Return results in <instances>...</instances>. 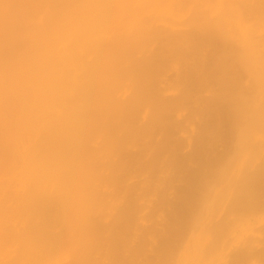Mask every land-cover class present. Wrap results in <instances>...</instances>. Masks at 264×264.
Returning a JSON list of instances; mask_svg holds the SVG:
<instances>
[{"label":"bare ground","instance_id":"bare-ground-1","mask_svg":"<svg viewBox=\"0 0 264 264\" xmlns=\"http://www.w3.org/2000/svg\"><path fill=\"white\" fill-rule=\"evenodd\" d=\"M111 1L112 0H8L6 13L23 12L25 15L27 14L30 19L27 20L29 23H24L26 28L23 27L22 29H24V31L21 33H18V30L15 28L16 20L10 18L6 21L4 15L0 14V45H2L5 55L7 56L6 58L3 54V58L5 59H0V148L3 147L1 151H4L3 154L2 152L0 153V156L4 155V157H0V168L1 166L4 167L1 169L5 171L10 169L9 157L11 154L9 152L11 148H8V146L11 144L9 141L13 138L12 136V138H10L11 134L16 136L13 139L17 138L18 143H20V138L24 140V136L25 138L27 136L31 137L30 146L28 149L24 150V152L22 150L19 156L21 155V157L25 158L27 154L31 153L32 158H36L37 155L43 154L42 151L46 148L47 150L44 152L47 151L46 153H48L52 147L49 152L52 154L49 155L48 153L47 157L45 153L42 157L45 158L46 156L48 159L51 156L52 159V156H55L52 160L56 161L57 164L55 162L54 164L58 166V170H63V173H60L61 176L58 170L57 175H55L56 172H54L55 174H51V179L49 171L52 169V166H49L50 164L48 163L47 165L50 168L46 167V162L50 159L46 161L45 158V160L42 161V165L37 166L40 169L38 172L40 176L39 184L42 182V178H44L46 180V183L43 181L45 183L44 190H47L48 186L46 185H49L51 188L50 191L47 193L41 191L38 196H35L33 190L27 194L25 193L27 196H23L24 198L21 197V200L17 194L14 195L15 193L12 192L8 181L5 182L4 178L1 179L0 264H61L58 255L61 253V250L64 251L65 248L66 253L68 256L71 255V257L70 261L66 259L68 263L63 260L62 264H102L100 263V259L95 258L97 254L106 257L108 260L110 259L109 261L112 262L111 264L133 263L131 261H133L134 258L129 261V259H127L128 256H124L126 252L122 251V249L126 250L125 247H127L126 245L128 242V240L124 241L125 238L122 239V234L131 229L129 226L131 219L136 221L134 217L136 216L135 213L138 212L135 210L137 208L134 202L138 200L136 196L134 197V191H137L136 188L140 185L141 181L137 180L136 183L133 180L147 174L149 175L145 176L147 178H149L151 174L152 176L155 175L153 170L151 173L150 169L157 168V166L159 168L160 164L162 166L165 160L175 167L177 163H179L177 160L180 159L179 157L182 154H177L176 151H179L181 147L178 148L177 144V147H175L178 148V150L173 147L172 143L174 142L172 139L175 136H172L173 138L171 139L169 134H171V130L174 132V129L179 127L174 126L176 122L174 121L173 124L171 120H173V113L177 110L176 107H180L177 106L179 102L183 103L188 100V95H185L186 92L184 95L182 94L183 96H181L179 102L176 101L177 99L175 102L160 101L161 103L159 102L160 104L158 105L157 112L154 107L153 113H150L151 117L148 113H145V115L142 114V110L144 109L142 103L145 100V96L148 94L152 96L154 93L156 89L154 77L158 71H161V65L153 61L154 58H156V56L153 57V53L157 55L154 51L159 49V47L161 48V46L158 45H165L164 47L166 48L168 44L170 45L173 43L171 45L173 47L174 43L178 40L175 36H179L177 35L179 31L178 33L176 31L177 34H175L174 37L171 36L172 38H177V40L171 39V37L168 36L169 34H167V32L170 33L171 31H168L166 28L161 29V31L163 35L166 34L167 36H159V30H152L149 28L147 21L140 20L138 30L144 33L141 35L137 33L132 39L121 40L118 34H112V36L102 38L103 40L92 36L90 37V31L92 30L91 26L93 24L94 26H99V23L101 24L103 22V18L108 21L111 20L109 22L110 25L113 24L119 28L120 26L115 24L112 19L121 20L127 15V9L138 2V0H134L135 2L131 5V1L127 2V0ZM262 2L264 4V0H262ZM138 5L140 6V2ZM254 8L256 9V7ZM111 9L113 10L111 11ZM262 9H264V7H262ZM115 10H117V12H115ZM259 10H261V8ZM259 10L256 12L260 15L261 12H259ZM4 11V8L0 9V12ZM221 11L227 10H220L219 12L221 13ZM203 13L206 15V12ZM231 14L232 8H230V15ZM200 15L202 17L200 16L197 19L198 21L195 20L194 22L197 23L195 27H197V30L199 29L201 31L198 30L200 34L203 33V35L201 34L202 36L205 35V31H209L208 34H206L208 36H206V38L200 37L201 35L198 36V31L196 30L195 37L192 35V37L189 36L187 38V36L191 34V31L187 30L190 34L186 32L184 37L182 34L185 30H183V33H181V30L180 35L182 36H179V38H183L179 39L180 41H178L177 45L175 44L176 46H180L178 48L175 46L178 51L177 55L173 53V57L176 55L178 58H181H179L180 60L184 61V58H188V56L193 59L195 56L196 59L194 62L196 63H194V69L190 70L191 72L189 74L193 76L192 80H198L195 82V84L198 83L196 84L198 86L194 87L195 89L207 91L211 86V91L213 89L212 85L215 83V86L218 85L215 91L219 88L220 90L215 93L213 99L211 98L212 102L211 100V103L208 102L214 106L212 110L209 109L211 111L210 113L207 111V116L209 115L212 119L210 122L211 124L206 125V127L204 126L205 124L203 125L205 128L201 131L203 133H201L200 136L198 135L197 141L195 140L197 143L195 147L197 148L193 150L195 151L193 155L183 156L184 158L186 157L184 159L185 161H191V163L194 161L198 165V168L192 171V176H190V180L187 182L188 185H186L188 187L182 189L181 195L178 196L180 198H178L177 202L175 201L176 204L174 202L176 209L174 207L175 214L172 212L175 216L174 219L173 217L171 218L173 219V224L168 223L170 226L166 227L168 229L164 232H161L163 234L161 237L159 236L161 233L158 234L159 231L157 232V236L162 239L158 242L157 246L159 243L160 245L156 247L157 249L155 248L156 251L154 249L156 252L155 257L153 256L154 259L153 257L146 261L142 259L143 262L140 264H248L250 263L249 261L253 260V257L259 258L258 256H262L261 259H264V246L261 245L264 243V239L262 241V239L259 240L243 236L245 234L244 225H249L248 221L252 219L251 217L257 212L258 214L262 213L260 211L264 210V148L258 150L259 147L256 149L253 147L258 141L257 135H264V39L262 41H255L251 39L252 35L249 33L250 36H248V38L235 40L234 43L228 40L226 44L223 42V45L217 33V31L220 32L219 23L214 20V23L209 24L205 19L206 17L202 14ZM217 15L223 19V22L228 20L227 16L224 14L222 15H224L225 18H223L222 15ZM37 17V22L31 23V20ZM165 31L167 32L165 33ZM117 32L119 33V31ZM172 33H170V35ZM157 36L161 39L160 41L158 38L160 44H158L159 41L156 39L157 45L156 43L153 45L151 42L154 40L152 39H155ZM164 38L169 39L166 40ZM249 38L251 41L248 40ZM189 39L195 41V44L192 43L194 44L192 47L194 54L189 52L190 49L188 50L191 46H186ZM161 42H163V44ZM229 42L230 44H227ZM76 45L79 47H76ZM152 45L153 47L155 45L158 46L156 50L153 49L154 51L150 52L152 53L151 57L153 60L152 58L149 59L150 57L148 56L149 60L145 57V62L142 59H135L136 53L140 54L143 49L145 50ZM170 47L168 48L170 49ZM207 47L208 50H210L209 48L211 47L216 49L217 51L213 50L214 52L216 51V53H208V55L205 54L204 56L203 51H206L204 48L207 49ZM165 48L164 52L167 51ZM222 49L223 51H221ZM93 51H96L98 54L95 53V58L91 59L92 61L90 59L88 60L87 57ZM146 51L148 52L149 49ZM161 51L163 50L161 49ZM187 52L193 54V56L188 55ZM168 53L171 55L170 52ZM141 55V57H143L142 53ZM160 56L162 58V54ZM208 56L210 57V61L208 60ZM211 56L214 57L212 60ZM161 58L159 57L157 59L159 60ZM207 60L209 61L208 65L206 63ZM173 61L175 60H172V62ZM187 61L189 60H186V62ZM156 62L159 63L161 60ZM162 62L165 63L164 61ZM168 62H171V60ZM94 74L96 76L91 77V75ZM112 74L113 76H119V78L126 77L127 79L128 77V80H130L129 75L132 74L133 78H131L129 82L132 84L131 87L134 93L130 95L124 94L122 96L123 98H120L121 96L115 98L114 94L117 92L113 93L114 91H106V94L101 93V95H99L97 91L101 90H94L96 85H98L96 77H107ZM116 76L114 77L117 78ZM171 77H173V75ZM243 77H245L244 79L248 77L251 82L248 84L251 85L244 86ZM119 78L117 79L120 81L121 79ZM83 79H86L83 83L85 85L82 84L84 81ZM104 79L106 78L104 77ZM183 79H185V77ZM193 82L191 81L190 83L192 84ZM185 83L183 86L188 87ZM81 85L86 87L84 88ZM253 87L254 89L256 88V91L253 90ZM248 88L253 91H246ZM191 89L189 90L192 91L193 89ZM81 90L84 91V93L87 91H94L93 95H90L91 97L86 96L89 98V101L91 100V103H94L93 107L88 106V111L84 112L83 115L81 114V116L76 117L73 123L74 127H80V129L86 127L88 129L92 126L94 128V126H98L96 124H99L97 121H102V124L108 128L106 132L108 138L105 140L101 138L100 141H98V137V142H95L93 137L87 138V144L95 142L96 145H92L93 148L90 147V144L86 146L90 149L86 148L87 151L85 150V158L87 161L83 159L87 163L85 162L86 171L83 175H80L79 171H77L79 164L76 155L78 143L76 142L79 141V139L74 140L72 136L75 134H70L71 130L68 129L63 131L64 134L63 132L61 134V131L52 129V131L50 130L52 137H50L51 135L48 128L51 122H47L43 105L39 102L40 98L44 96H41V94H43L42 91H45L44 93L47 92V94L49 93V97H52V94L58 91L61 93V91ZM36 91H38V94H36ZM1 92L4 93L2 94ZM34 93L40 96L36 98L39 100V105L36 103L37 100L33 98ZM134 96H136V98ZM49 97L47 100L49 99L50 101L51 97ZM147 102H149V100ZM151 103L154 104V102ZM209 104L207 106H209ZM219 104H222V110L218 108V106L220 107ZM147 118L149 119L147 120ZM173 126L175 127L174 129H172ZM50 127L53 128L52 126ZM68 128L70 129V127ZM86 128H84V130ZM56 131L60 133L58 134ZM55 134L57 135L55 136ZM46 135L50 138L52 143H50L51 141L49 143L46 142L43 147V143H45L43 142V136ZM59 135L63 136L59 137ZM7 136H9L8 139ZM67 136L68 139L66 140L64 137ZM159 136H161V138ZM2 137H4L7 142H5ZM53 137H57L56 141L51 139ZM69 138L74 141L68 142ZM84 139L85 138L82 140ZM224 139L228 141L227 144L224 143ZM84 142L85 140L82 143ZM219 142L226 145V147L222 146ZM53 143L55 144L53 145ZM106 143L109 144L107 145ZM215 143L216 145H214ZM50 144L53 146H50ZM217 144L218 147L219 144L221 147H225L223 151L226 150L225 155L219 154L220 156L222 155L221 159L219 158L220 156L217 155L218 153L215 154L218 151L213 147V145L217 147ZM37 145L38 147H36ZM48 146H50L49 150ZM23 147L24 145L22 143V148ZM41 147L43 148L39 149ZM181 152L183 153V151H180V153ZM219 153L221 152L219 151ZM168 154L173 155L168 159L170 162L167 161V158L170 156ZM166 155H168V157L163 160V157ZM256 160H259L261 164L258 166L254 164ZM67 161H69V166L76 173L73 174L76 175L74 178L76 179V183L80 182L79 176H85L84 179L88 180V182H92L94 187L114 183L117 188V186L129 183V185H126L127 189L123 187L119 189L118 187L119 190L123 189L122 192L123 194H127V198H125V204L122 203L117 207L116 211L118 213L112 218H115L112 225L109 224L108 227H104L107 223H102L103 225H100L98 218H96L98 215H96V213L99 211L100 207L107 202V200H105L108 198L107 193L100 192L97 189L99 192H93L92 195L89 194L87 199L82 195H69V192L75 191L76 186L72 180L66 178L65 173L67 172H64V170L66 169L65 162ZM75 162H77L76 167ZM168 163H166L167 166L169 165ZM166 164L164 163V165ZM230 167L235 168L234 171H231L232 168L230 169ZM54 175L57 178L54 177ZM152 176L150 179H152ZM155 176L153 177L156 178ZM143 180L141 184L145 182H143ZM131 181L133 182L131 183ZM43 182L41 185H43ZM149 182L151 183L153 181L150 180ZM223 183L224 185L222 188L218 190L216 194H212L213 190L220 187ZM145 186H147V184ZM59 187L61 192L55 198V188ZM152 188L153 187H151V190ZM66 197L69 199H66ZM166 200L168 201V199H165V201L163 200L162 202H166ZM52 204H54V206L60 205L63 214H60L58 210V214H60L58 217L61 215L65 216L64 213L67 209L64 211V207L67 206L66 204L71 205V211L73 212L71 217L65 218L67 220L65 225H62L61 229L57 230V232H50L48 228L53 220L56 221L55 218L57 217L54 215L55 218H53L50 213H45L46 208L49 212H52V210L50 211L48 209V206ZM167 204L169 203L167 202ZM51 207V209L54 208L53 206ZM139 207L142 206L139 205ZM81 208L83 210L87 208L89 216L87 215L81 218L84 223H82V221L76 223V218L72 219V217L74 215V217H77ZM54 212L55 211H53V214ZM34 213L37 215H34ZM93 213H95L96 217L92 220L91 217H94ZM16 214L17 216L19 214L20 217H17ZM92 214L93 216H91ZM22 215L26 217L34 215L35 217L33 216L31 221L30 218L27 222L25 221V223H27V227L25 226L26 228L22 227L25 224L20 226V228H25V231L23 229L18 231V227L13 225L10 219L13 217V220L17 217L20 219H16L17 222H21L22 218L23 220L27 219ZM61 219L62 217L59 221ZM55 221H53V224ZM54 225L58 224L56 223ZM154 226H156V224ZM53 227L57 229L56 226ZM158 230H161V228ZM105 233L108 234L107 237ZM135 233H137V231H135ZM139 234H141V232H139ZM104 235L107 239L104 238ZM152 235L149 236L151 237ZM146 236H143V238L146 239ZM146 241L147 240H144L142 243L145 245ZM258 241L261 242V244ZM103 242L106 243L103 244ZM257 242L259 246L256 245ZM49 244L55 246V249L52 247L53 249L51 250ZM104 245H107L109 249L107 250V247H105L107 252L103 248ZM260 247H262V249ZM130 248L132 249V246ZM142 249L144 250V248ZM136 252H133L134 256ZM65 258L68 257L65 256ZM137 258L135 259L138 261ZM263 261L264 260H262V262Z\"/></svg>","mask_w":264,"mask_h":264},{"label":"rangeland","instance_id":"rangeland-1","mask_svg":"<svg viewBox=\"0 0 264 264\" xmlns=\"http://www.w3.org/2000/svg\"><path fill=\"white\" fill-rule=\"evenodd\" d=\"M8 0H0V9L1 8H4L5 9V11L4 12H0V14H2V15H4V19L7 21L8 19H13V20H16V23H15V28L18 30V33H21V32H23L24 31V29H22L23 27L24 28H26V26H25V22H27V23H29L27 20H30L29 18H28V16H27V14L25 15L23 12H14V13H6V8H7V6H8V2H7ZM129 1H131V5L135 2L134 0H127V2H129ZM111 2H114V0H112ZM139 2H140V6L138 5L139 4ZM261 2V3H260ZM255 3H256V5H258V6H256L255 5ZM137 5V6H136ZM136 6V7H135ZM254 7H256V9L254 8ZM262 7H264V4H263V2H262V0H150V1H146V0H138V2H137V4H134V5H132L131 7H129L128 9H127V15L126 16H124L121 20H116V19H112V20H114V22H115V24H117V25H119L120 27L118 28L117 26H115V25H113L112 23V25H110V21H108V20H106L105 18H103L102 20H103V22L100 24L99 23V26H94V24L91 26L92 27V30L90 31L91 32V35H90V37L92 36V37H95V38H97V39H102V38H105V37H109V36H112V34H118V35H120V37H121V40H123V39H129V38H133L134 37V35H137V33L138 34H143L144 32L142 31H140V30H138V28H139V26H140V20L142 21V20H145V21H147V24L149 25V28H151L152 30H156V31H158L159 30V33H160V35L159 36H165V35H163L162 33V31H161V29H163V28H166V29H168V31H171L170 33H172V32H174V33H172L171 35H170V33L169 32H167V31H165V33L167 32V34H169L168 36H173L174 37V35L175 34H177L178 33V31H179V34H177V35H179V36H182V35H184V34H186V32L188 33V34H190V35H188L187 36V38L189 37V36H191L192 37V35H193V37H195L196 36V28L197 27H195L196 26V24L197 23H194L195 22V20H197L201 15L200 14H202L203 16H205L206 18V21H207V23H214L213 21L215 20V21H217V23H219V25H220V27H219V29H220V32H218L217 31V33L219 34V36H220V40L222 41V43L224 42L225 44H226V42H228V40L229 41H232L233 43H234V41L235 40H243V38H248V36H250V34L252 35L251 37V39H254L255 41H262L263 39H264V9H262ZM228 8V9H227ZM230 8H232V14L230 15ZM245 8H246V10H245ZM254 8V9H253ZM261 8V10H259ZM233 9H235V10H233ZM113 9H111V11H112ZM220 10H227V11H221V13L219 12ZM229 10V11H228ZM258 10H259V12H261L260 13V15H259V13H257L258 12ZM257 11V12H256ZM262 11H263V13H262ZM115 12H117V10H115ZM203 12H206V15H205V13H203ZM229 12V13H228ZM256 12V13H255ZM7 14V15H5V14ZM255 13V14H254ZM14 14H15V16H14ZM217 14H219V15H222V14H224L225 16H227V18H228V20L227 21H224L223 22V19L222 18H220V16H218ZM224 15H222L223 16V18H225L224 17ZM229 15V16H228ZM256 17H255V16ZM231 16V17H230ZM38 17H39V15H38ZM38 17L37 18H35L34 20H31L32 22L31 23H36L37 22V19H38ZM202 17V16H201ZM231 18V19H230ZM230 19V20H229ZM125 22H124V21ZM156 22H155V21ZM189 20V21H188ZM152 21H154V22H152ZM198 21V20H197ZM196 21V22H197ZM185 22H186V24H185ZM150 23V24H149ZM188 23V24H187ZM38 24V23H37ZM96 24V23H95ZM184 24V25H183ZM186 25V26H185ZM188 25V26H187ZM114 27V28H113ZM155 27V28H154ZM162 27V28H161ZM98 28V29H97ZM113 28V29H112ZM158 28V29H157ZM160 28V29H159ZM191 28V29H190ZM195 28V29H194ZM98 30V31H97ZM175 30V31H174ZM182 30V31H181ZM183 30H185V32L183 31ZM187 30H189V31H191L190 33H189V31H187ZM195 30V31H194ZM199 30V29H198ZM197 30V31H198ZM117 31H119V33L117 32ZM127 31V32H126ZM164 31V30H163ZM176 31H177V33H176ZM180 31H181V33H183L182 35H180ZM194 31V32H193ZM200 31V30H199ZM198 31V36H200L201 34L203 35V33H201L200 34V32ZM97 32V33H96ZM193 32V33H192ZM207 31H205V35L204 36H200V37H205L206 38V36H208V35H206V34H208V32L206 33ZM158 33V34H159ZM244 33V34H243ZM250 33V34H249ZM89 34V33H88ZM217 34V35H218ZM248 34V35H247ZM87 35V34H86ZM167 36V35H166ZM179 36H175V37H177L178 38V40H177V38L175 39V38H172L171 37V39H175V40H177V42H175L174 43V45H173V47L171 46L172 44H168L167 46H166V48L164 47L165 45H158V46H161V48L159 47V49H160V51H161V49L163 50V51H159V49H157L158 48V46H156L157 45V43H156V39L158 40V36L155 38V39H152V40H154V41H152L151 43L154 45V43H156V45L153 47V45L152 46H150V47H147V49H149V51L147 52L146 50L147 49H143V51L142 52H140V54H138V53H136L135 54V59H142L143 61L145 60L146 61V59H144L145 57L147 58V60H149V59H151L152 57V53H150V52H153L154 50L153 49H157L156 51H154L155 52V54L157 53V55H154V53H153V57L154 56H156V58H154V60H153V58H152V60L154 61V63H157V64H159V65H161L160 66V68H161V71L157 74L156 72V76L154 77V81H156L155 83V87H156V89H155V91H154V93L152 94V96H151V94H148V95H146L145 96V100H144V102L142 103L143 104V110H142V114L143 115H145V113H148L149 115H150V113L152 114L153 113V111H154V109H155V111L157 112V109H158V105L161 103V102H163L162 100H164V102H168V101H172V102H175V100L177 101V102H179V99L181 98V96H183L184 94H185V92H186V94L185 95H188V100L186 101V102H179V104L177 105V106H180V107H176V111L173 113L174 115L172 116V119L173 120H171L172 122H173V124H174V121L176 122V124L174 125V126H179V127H177L176 129H174L175 127L173 126V128L172 129H174V132H173V130H171L172 132H171V134H169V136H171V139L173 138L172 136H175L173 139H172V141L174 142V143H172V145H173V147L174 148H176L177 147V145H178V148H180L181 147V149H179V151H176L173 147H172V145H171V147L177 152V154H182V155H180V157H179V155H178V157L180 158V159H178L177 161L179 162V163H177V166L175 167L174 165L172 166L171 164H169L168 162H166V160H165V164L166 163H168L169 165L167 166V164L166 165H164V163L162 164V166H161V164H160V166H159V168H158V166H157V168H152V169H150V171H151V173H152V170H153V173L155 174V175H157V176H155V175H153V176H155L156 178H154L153 176H152V174L151 173H149V174H151L150 175V177L152 176V179H154V180H152V179H150V177L149 178H147V177H145V176H147V175H145V176H142V177H139V178H137V179H134L133 181L134 182H136L137 183V180L139 181H141L140 182V185H138L137 186V191H139V190H141V191H139V192H135L134 191V197L136 196V198H137V200L139 201H136V202H138V203H136V202H134V204H135V207L137 208V209H135V208H133V209H135V210H137L136 212L137 213H135L136 214V216L134 217L135 219H136V221L133 219H131V223L129 224V226L131 227V229L128 231V232H124V234H122L123 235V237H122V239L123 238H125L124 239V241L126 240H128V242L130 243H128L127 242V247H125L126 248V250L124 249H122V251H124V252H126V253H124V256L125 257H127L128 256V258L127 259H129V261H131V259L133 260V258H134V260L133 261H131V262H133V263H135V264H140V263H142L143 262V260L144 261H146V260H148V259H152V257L154 256L155 257V251H156V247H158L159 245H160V243H159V245L157 246V244H158V242H160L161 241V239H160V237L163 235L161 232H164L166 229H168V228H166V227H169L170 226V224H173L172 222V220L175 218V216H174V212H175V210H174V205L176 204V202L178 201V198H180V197H178V196H180L181 194V191H182V189H185V188H187L188 186H186V185H188L187 184V182H188V180H190V176H192L191 174L193 173L192 171L193 170H197V168H198V165L194 162H192L191 163V161L190 162H188V161H185L184 159L186 158H184L183 156H188V155H193V152H195V151H193L195 148H197V147H195L196 145H197V143H196V141H197V137H199L200 135H201V133H203V132H201L202 130H203V128H205L206 127V125H210L211 123V121H212V119H211V117H209V115L207 116V113L209 112H211L210 110H212V108H214V106L212 105V104H209V103H211L212 102V99H213V96L215 95V93H217V91H219L220 90V88L218 89V90H216L215 91V89H217L218 88V85H216L215 86V83L212 85L213 87V91L211 90L210 91V88H211V86H210V88L209 89H207V91L205 90V91H202V90H200V89H195L194 87H197L198 85H196V84H198V83H196L195 84V82H197L198 80H192L193 79V76L191 75H189L190 74V70H192V69H194L193 68V66L195 65L194 63H196V62H194V60L196 59L195 58V56H194V59L192 58V57H190V56H188V58L186 57V58H184V61H182V60H180L176 55H177V48L180 46H176L177 44H178V41H180L179 39H182V38H179ZM169 37V38H170ZM184 37H185V35H184ZM89 38V37H88ZM153 38V37H152ZM169 38H164V39H166V40H168ZM103 40V39H102ZM159 40L161 41V39L159 38ZM158 40V41H159ZM163 40V39H162ZM165 40V41H166ZM190 40V39H189ZM189 40L187 41L188 43H187V47H188V45H189V47L190 48H188V50L190 49V53H193L194 54V50H192L193 48V45L195 44V41L193 40H190V42H189ZM248 40H250V38L248 39ZM160 41H159V43L158 44H160ZM165 41H164V44H165ZM251 41V40H250ZM252 42H253V40H252ZM162 44H163V42H161ZM192 43H194V44H192ZM224 43H223V45H224ZM176 44V45H175ZM227 44H230V42L229 43H227ZM78 45H76V47H77ZM171 46V47H170ZM177 48H176V47ZM79 47V46H78ZM168 47H170V49L168 48ZM164 48L168 51V52H170L171 53V55L167 52V51H165L164 52ZM212 48V47H211ZM209 48L210 50H208V47H207V49L206 48H204L206 51H210V52H206V51H203V53H204V56H205V54H207L208 55V53H213L214 51L213 50H216V49H214V48ZM225 48V47H224ZM223 48V49H224ZM186 49V48H185ZM223 49L221 50V51H223ZM226 49V48H225ZM224 49V50H225ZM170 50H172V51H170ZM202 50H203V48H202ZM193 51V52H192ZM217 51V50H216ZM216 51L214 52V54L216 53ZM218 51H220V50H218ZM143 52H145V53H143ZM164 52V53H163ZM189 52H187L188 53V55H192L193 56V54H190ZM227 52V51H226ZM95 53H97L96 51H93L88 57H87V59L89 60H91V59H93V58H95ZM141 53L143 54V57H141L142 55H141ZM173 53L174 54H176L174 57H173ZM3 54H4V57H6L7 58V56L5 55V51H4V49H3V47H2V45H0V59H5V58H3ZM98 54V53H97ZM138 54V55H137ZM162 54V58H161V56L160 55ZM168 54V55H167ZM159 55V56H158ZM150 57L149 59H148V57ZM167 58H166V57ZM214 56V55H213ZM98 57H99V55H98ZM161 58V59H157V58ZM207 57V56H206ZM212 57V56H211ZM190 58V59H189ZM192 58V59H191ZM209 56H208V60H209ZM214 57H212L211 58V60L213 59ZM157 59V60H156ZM167 59V60H166ZM141 60V61H142ZM160 61L161 60V62H156V61ZM171 60V62H168V61H170ZM172 60H175V61H173L172 62ZM180 60V61H179ZM186 60H189V61H187V62H189V63H187L186 62ZM207 60V65H208V63H209V61ZM92 61V60H91ZM138 61V60H137ZM144 61V62H145ZM162 61H164L165 63H163ZM168 63H167V62ZM182 61V62H181ZM186 62V63H185ZM185 63V64H184ZM211 63V62H210ZM157 64H156V66H157ZM163 64V65H162ZM126 66V65H125ZM196 66H197V64H196ZM188 67V68H187ZM169 70H168V69ZM162 69H165V70H162ZM174 69V70H173ZM188 69V70H187ZM189 71V72H188ZM162 72V73H161ZM169 73H170V76H169ZM174 73V74H173ZM101 74V73H100ZM168 74V75H167ZM173 75V77H171ZM186 75H189V76H186ZM93 76H96L95 74L94 75H91V77H93ZM114 76H116V75H114ZM113 76V74L112 75H110V76H104L106 79H104V77L103 76H99V77H96L97 78V82H98V85H96V87L94 88V90L96 91V90H101V91H97V92H99L98 94L99 95H101V93L102 94H106V91H114L113 93H115V92H117L116 94H114L115 95V98H118V96H121L120 98H123L122 96L124 95V94H128V95H130V94H132V93H134V90L132 91V87H131V85L132 84H130V82L129 81H131V78H133V76H132V74L131 75H129V78H130V80H128V77H127V79H126V77H124V78H119V76L117 77V78H119V79H121L120 81L117 79V78H115ZM130 76H132V77H130ZM169 78H168V77ZM182 76H183V78L185 77V79H183L182 78ZM189 77H191V78H189ZM181 78V79H180ZM189 78V79H188ZM245 77H243V82H244V86L245 85H251V84H248V83H251L250 82V80H249V78L247 77L246 79H244ZM161 79V80H160ZM175 79V80H174ZM182 79H183V81H182ZM187 79V80H186ZM84 80V79H83ZM86 80V79H85ZM85 80L82 82V84L85 82ZM118 80V81H117ZM161 83H160V82ZM167 81V82H166ZM170 81V82H169ZM185 81H186V83H185ZM193 82L194 83V85H193V83L191 84L190 82ZM116 82H117V85H116ZM186 84V85H188V87H184L183 86V84L184 83ZM188 82V83H187ZM158 83V84H157ZM175 83V84H174ZM165 84V85H164ZM83 85H85V84H83ZM83 85H81V86H83ZM192 85V86H191ZM196 85V86H195ZM164 86H167V87H164ZM215 86V87H214ZM84 88L86 87V86H83ZM131 87V88H130ZM162 87V88H161ZM193 90H192V89ZM199 88V87H198ZM188 90V92H187V90ZM189 89H191L192 91H190ZM82 90H84V89H82ZM61 91V93L58 91V92H55L54 94H52V97L50 98L49 97V93L47 94V92L46 93H44L45 91H42V93L43 94H41V96H43L42 98H40V101L38 100V99H36V98H38V97H40V96H38V95H36V94H38L37 92L38 91H36V94L34 93V97L33 98H35L34 100H37V102L36 101H34V102H36L37 104H38V101L39 102H41L40 104L41 105H43V110H44V115L46 116V118H47V122L49 121V123L51 122V125L50 126H52L53 128H51L49 125V128H48V130H49V132H50V130L52 131V129L53 130H58V131H61V134H62V132L63 131H66V129H68V130H71V132H70V134H75V135H71L72 137H74V140H78L79 139V141H77L76 143H78V150H77V153H76V155H77V159H78V164H79V166H78V169H77V171H79V174L80 175H83L84 174V172L86 171V168H85V164L87 163L86 161V152H85V150H86V148H88V149H90L89 147H86V146H89V144H87V138H90V137H93L94 139H95V142H98V141H100V139L102 138L103 140H105L106 138H108V136L106 135V132L108 131V128L105 126V125H103L102 123V121H97V123H99V124H96V125H98V126H94V128L91 126V128H86V127H84V128H86L85 130H84V128L83 129H80V127L78 128V127H74V125H73V123L75 122V119H76V117H78V116H81V114L83 115V113L84 112H86V111H88V109H89V107L90 106H92L93 107V101H94V99H93V103H91V100L89 101V98H87L86 96H89V97H91L92 95H93V93H94V91L92 92V91H87V92H85L84 93V91ZM162 90V91H161ZM163 90H165V91H163ZM195 90H197V91H195ZM253 90L254 91H256V88L254 89V87H253ZM253 90H251L250 88H248L246 91H253ZM124 91H125V93H124ZM132 91V92H131ZM190 91V92H189ZM5 92V91H4ZM3 92V93H4ZM20 92V91H19ZM157 92V93H156ZM2 93V92H1ZM2 93V94H3ZM33 93V92H32ZM113 93H112V95H113ZM189 93V94H188ZM183 94V95H182ZM1 95V94H0ZM29 95H31V94H29ZM36 95V96H35ZM46 95H47V97H46ZM91 95V96H90ZM135 95V94H134ZM189 95H190V97H189ZM32 96H33V94H32ZM6 97V96H5ZM50 98V101H49V99L47 100V98ZM114 97V96H113ZM135 98H136V96H134ZM28 98V97H27ZM32 98V97H31ZM209 98V99H208ZM212 98V99H211ZM42 99V100H41ZM207 99V100H206ZM149 100V102H147ZM167 100V101H166ZM174 100V101H173ZM210 100H211V102H210ZM161 101V102H160ZM151 102H154V104L153 103H151ZM160 102V103H159ZM209 102V103H208ZM44 103V104H43ZM156 103V104H155ZM187 103V104H186ZM92 104V105H91ZM181 104V105H180ZM209 104V106H207ZM39 105V104H38ZM187 105V106H186ZM220 105V107L218 106V108L219 109H223V107H222V104H219ZM89 106V107H88ZM142 106V105H141ZM184 106V107H183ZM211 106V107H210ZM45 107V108H44ZM155 107V108H154ZM190 107V108H189ZM194 107V108H193ZM210 107V108H209ZM182 108V109H181ZM184 108V109H183ZM189 108V109H188ZM193 108V109H192ZM196 108V109H195ZM204 108V109H203ZM210 109V110H209ZM203 112H202V111ZM206 110V111H205ZM220 110V111H221ZM208 111V112H207ZM201 112V113H200ZM204 113V114H203ZM146 116H148V115H146ZM150 117H151V115H150ZM185 118V119H184ZM209 118V119H208ZM100 120H102L101 118H99ZM149 118H147V120H148ZM207 119V120H206ZM179 120V121H178ZM183 120H186V121H183ZM207 121H208V123H207ZM48 123V124H49ZM178 123H179V125H178ZM184 123V124H183ZM207 123V124H206ZM140 124V123H139ZM205 124V125H204ZM73 125V126H72ZM102 125V126H101ZM201 125V126H200ZM205 127H204V126ZM199 126V127H198ZM68 127H70V129L68 128ZM93 128V129H92ZM102 128H104V129H102ZM65 129V130H64ZM97 129V130H96ZM102 129V130H101ZM58 131H56V133H58ZM98 131V132H97ZM103 131H105V132H103ZM93 132V133H92ZM101 132V133H100ZM178 132V133H177ZM24 133V132H23ZM60 133V132H59ZM58 133V134H59ZM96 133V134H95ZM99 133V134H98ZM47 134H48V132H47ZM63 134H64V132H63ZM68 134V133H67ZM94 134V135H93ZM108 134V133H107ZM176 134V135H175ZM8 135V134H7ZM22 135H24V134H22ZM45 135V134H44ZM50 137H52V134H51V132H50ZM57 134H55V136H56ZM93 135V136H92ZM199 135V136H198ZM14 138V137H16V136H13V135H11L10 134V138H12V137ZM54 136V135H53ZM61 136H63V135H61ZM60 135H59V137H61ZM69 136V135H68ZM68 136L67 137H64V138H66V140L68 139ZM89 136V137H88ZM103 136V137H102ZM8 137L9 136H7V139H8ZM23 137V136H22ZM44 138H43V142H45V143H43V147H44V144H46V142L47 143H49L51 140H50V138H48L47 137V135L46 136H43ZM58 137V136H57ZM57 137H53V138H51V139H54V141H56V138ZM58 137V139L60 140V138ZM70 137V136H69ZM98 137H99V139H98ZM160 138H161V136H159ZM2 138H4V137H2ZM11 139V141H9V142H11V144L9 145L8 143H6L7 145H9L8 146V148H11V151L9 152L11 155H10V157H9V159H10V169L9 170H7V171H5V170H2L4 167H2L1 166V168H0V181H1V179L2 178H4V180H5V182L6 181H8V183L10 184V186H11V189H12V192L13 193H15L14 195H18V197H19V199L22 197V198H24V197H26L27 195H25V193L27 194V193H29V192H32L33 190H34V193H35V196H38V194H39V192H41V191H45L46 193L47 192H49L50 191V186L49 185H46V186H48V188H47V190H44V185H45V183H46V180L44 179V178H42L41 180H42V182L43 181H45V183L43 182V185H41V183L39 184V181H40V176L38 175V172H39V168L37 167V166H39V165H42V161L43 160H45V158H46V161L48 160V159H50V160H48L47 162H46V165L49 163L50 165L49 166H52L51 168L52 169H50V171H49V173H50V176H51V174H53L54 172H56V174L55 175H57V170H58V166L57 165H55L54 164V162L56 163V161H53L52 159H54V157L55 156H52V159H51V156L47 159V154L51 151V149H52V147H51V149H50V146H53L55 143H53V145L52 144H50V146H48V150H49V152L48 153H46V152H44L45 150H47V148L45 149V150H43L42 152H43V154H45L46 153V156H45V158L44 157H42V155L43 154H41V155H37V157L36 158H32V155H31V153H29V154H27L26 155V157L25 158H23V157H21V155L19 156V153L21 152L22 153V150H23V152H24V150H26V149H28V147L30 146V136H27L26 138H25V136H24V140H23V138L21 139L20 137V143H18V141H17V138L16 139ZM64 138H63V140H64ZM83 138H85L84 140H85V142L84 143H82L84 140H82ZM257 142L253 145V147L256 149L257 147H259V149L258 150H262V148H264V135H257ZM58 139H57V141H58ZM72 139V138H71ZM97 139H98V141H97ZM1 140H3V139H1ZM21 140H22V142H21ZM49 140V141H48ZM62 140V141H63ZM65 140V141H66ZM74 140H70V138H69V141L68 142H70V141H74ZM180 140V141H179ZM196 140V141H195ZM226 139H224V143L225 144H227V142L228 141H225ZM4 141H5V138H4ZM61 141V140H60ZM82 141V142H81ZM108 141V140H107ZM171 141V142H172ZM223 141V140H222ZM5 142H7V141H5ZM95 142H91V144H90V147L91 148H93V146H95L96 145V143ZM109 142V141H108ZM179 142V143H178ZM182 142V143H181ZM184 142V143H183ZM186 142V143H185ZM22 143H23V145H24V147L22 148ZM41 143H42V139H41ZM40 143V144H41ZM50 143H52V141L50 142ZM195 143V144H194ZM222 146H225L226 147V145H224L223 143H221V142H219ZM5 144V143H4ZM21 144V145H20ZM39 144V145H40ZM80 144V145H79ZM86 144V145H85ZM107 145L109 144V143H106ZM177 144V145H176ZM220 144H219V147H218V144H217V147H215L214 145H216V143L213 145V147L214 148H216L215 150L216 151H218V152H216L215 154H217L218 156H220L219 154H224L225 155V151H223L224 150V148L223 147H221L220 146ZM2 145H3V143H2ZM2 145H1V147H2ZM47 145H49V144H47ZM46 145V146H47ZM93 145V146H92ZM181 145V146H180ZM183 145H185V146H183ZM192 145V146H191ZM41 146V145H40ZM39 146V147H40ZM176 146V147H175ZM183 146V147H182ZM5 147V146H4ZM36 147H38V145L36 146ZM43 147H41V148H39V149H42ZM191 147H192V149H191ZM3 148V147H2ZM2 148H0V153L2 152V154H3V152L4 151H1V149ZM5 148H7V147H5ZM4 148V149H5ZM82 148V149H81ZM178 148H176L177 150H178ZM223 148V149H222ZM3 149V150H4ZM8 150V149H7ZM10 150V149H9ZM222 150V151H221ZM84 151V152H83ZM87 151V150H86ZM175 151H174V153H175ZM180 151H183V153L181 152L180 153ZM219 151L221 152V153H219ZM81 152V153H80ZM223 152V153H222ZM7 153V152H6ZM171 153V152H170ZM174 153H173V155H174ZM185 153V154H184ZM5 154V153H4ZM52 154V153H51ZM50 153H49V155H51ZM215 154H213V155H215ZM168 155H170V154H168ZM168 155H166L165 157H163V160L164 159H166L167 157H168ZM172 154L167 158V161H169L170 162V160H168L170 157H172L173 156ZM2 156V155H1ZM0 156V157H1ZM9 156V155H8ZM44 156V155H43ZM2 157H4V155L2 156ZM21 157V158H20ZM221 157H222V155L219 157L220 159H221ZM81 158V159H80ZM86 160V161H84V159ZM190 158H192V157H190ZM183 159V160H182ZM162 160V161H163ZM84 163H83V162ZM90 161V160H89ZM183 161V162H182ZM68 162V163H67ZM67 162H65V166H66V169L64 170V172H67V173H65V175H66V178H68V180H72L73 182H74V184H75V191H73V192H69V195L70 194H76V195H82L85 199H87L88 198V195L90 194V195H92V193L94 192H103V193H107V199H105V200H107V202L102 206V207H100V209H99V211L96 213V215H97V217L95 216V213H93L94 214V217H91L92 218V220H93V218H98V220H99V222H100V225H103L104 223H107V225H105L104 227H108V225L109 224H113L114 223V219H112L113 217H115V214H117L118 212L116 211V209H117V207L119 206V205H121L122 203H126V199L125 198H127V194H123V189L122 190H119L120 188H126L127 186L126 185H129V183L127 184H122V185H120V186H117V188H116V184H114V183H108V184H104L103 186H99V187H94V184H92V182H88V180H86V179H84L85 178V176L83 177V176H79L80 177V182H78V183H76V179H74L75 177H76V175H73L74 173H75V171L69 166V161H67ZM86 162V163H85ZM187 163V164H185V163ZM255 163L254 164H256L257 166L258 165H260L261 163L259 162V160H256V161H254ZM180 163H181V165H180ZM184 163V164H183ZM57 164V163H56ZM83 164V165H82ZM179 164V165H178ZM183 164V165H182ZM76 165H77V162H75V167H76ZM164 165V166H163ZM171 165V166H170ZM48 165L46 166L47 168H50ZM56 166V167H55ZM82 166V167H81ZM191 166V167H190ZM41 167V166H40ZM54 167H55V170H54ZM69 167H70V169H69ZM166 167H168V168H166ZM179 167V168H178ZM57 168V169H56ZM83 168V169H82ZM85 168V169H84ZM165 168V169H164ZM183 168V169H182ZM232 168V169H231ZM68 169H69V171H68ZM81 169V170H80ZM158 169V170H157ZM163 169V170H162ZM185 169V170H184ZM230 169H231V171L233 170L234 171V169L235 168H233V167H230ZM165 170V171H164ZM166 170H167V172H166ZM63 170H58V173H59V175L61 176V174L63 173L62 172ZM149 171V172H150ZM161 171V172H160ZM230 171V170H229ZM62 172V173H61ZM81 172V173H80ZM187 172V173H186ZM61 173V174H60ZM72 173V174H71ZM163 173V174H162ZM76 174V173H75ZM185 174H187V175H185ZM54 175V177H56ZM78 175V174H77ZM180 175V176H179ZM149 176V175H148ZM161 176V177H160ZM185 176V177H184ZM165 177V178H164ZM57 178V177H56ZM164 178V179H163ZM181 180H180V179ZM51 179H52V176H51ZM143 179H146V180H143ZM161 179V180H160ZM142 180H143V184H141L142 183ZM153 181V182H149V181ZM156 180V181H155ZM170 181V182H167V181ZM175 180V181H174ZM133 181H131V183L133 182ZM148 181V182H147ZM178 181V182H177ZM17 182V183H16ZM48 182V181H47ZM164 182V183H163ZM130 183V184H131ZM147 184V186L149 187H147V186H145L146 184ZM47 184H49V183H47ZM138 184H139V182H138ZM149 184V185H148ZM154 184V185H153ZM171 184V185H170ZM153 185V186H152ZM224 185V183L220 186V187H217L216 189H214L213 190V193L212 194H216L217 193V191L218 190H220L221 188H222V186ZM66 186H69V185H66ZM118 187H119V189H118ZM140 187H141V189H140ZM143 187V188H142ZM151 187H153L152 188V190H151ZM156 187V188H155ZM173 187V188H172ZM145 188H147V189H145ZM99 191H98V190ZM127 189V188H126ZM139 189V190H138ZM144 189H145V191H144ZM155 189V190H154ZM171 189V190H170ZM24 190V191H23ZM26 190V191H25ZM96 190V191H95ZM118 190V191H117ZM125 190V189H124ZM147 190V191H146ZM150 190V191H149ZM169 190V191H168ZM175 190V191H174ZM17 191V192H16ZM116 191V192H115ZM21 192H22V194H21ZM60 187L59 188H55V198L60 194ZM122 193V194H119V193ZM142 192H143V194H142ZM19 193H20V195H19ZM138 193H139V195H138ZM151 193V194H150ZM157 193V194H156ZM169 193V194H168ZM172 193V194H171ZM164 195V197H166V198H164L163 197V195ZM65 195H66V193H65ZM138 195V196H137ZM140 195H144V196H140ZM24 196V197H23ZM141 197H143V198H141ZM163 198V200L165 201V199H168V201L166 200V202H162L163 200H162V198ZM141 198V199H140ZM146 198V199H145ZM66 199H69L68 197H66ZM140 199V200H139ZM143 199V200H142ZM170 199V200H169ZM172 199V200H171ZM21 200V199H20ZM109 201V202H108ZM144 201V202H143ZM148 201V202H147ZM153 201V202H152ZM170 201H172V202H170ZM176 201V202H175ZM111 202V203H110ZM155 202V203H154ZM160 202V203H159ZM167 202L169 203V204H167ZM174 202H175V204H174ZM166 203V204H165ZM145 204H146V206H145ZM67 206L66 207H64V211L66 210V212L64 213V215L66 216H63V215H61V216H59L58 217V215H60V214H63V212H61V209H60V205H55L54 206V204H52V205H49L48 207V209L51 211L52 210V212H49L48 210H47V208H46V212L45 213H50V215H52L53 216V218H55V216L57 217V218H55L56 219V221L55 220H53V221H55L54 222V224H58V225H54L53 224V221L51 222V224H53V225H51L50 224V226H48V228L50 229V232H57V230H60L61 229V227H62V225L64 226L65 225V223H66V219L65 218H68L69 216L71 217L72 216V214H73V212L71 211V205L70 204H66ZM139 205L140 206H142V207H139ZM152 205V206H151ZM156 205H157V207H156ZM51 206H53L54 208L53 209H51L52 207ZM167 206V207H166ZM170 206V207H169ZM55 207H56V210H55ZM116 207V208H115ZM163 207V208H162ZM69 208V209H68ZM161 208V209H160ZM141 209V210H140ZM175 209H176V207H175ZM58 210H59V212H60V214H58L59 212H58ZM167 210H168V212H167ZM48 211V212H47ZM53 211H55L54 212V214H53ZM57 211V212H56ZM264 210H262V211H260V212H262V213H260V214H258V212L257 213H255L254 215H253V217H255V218H253V217H251L252 219L250 220V221H248L249 222V225H244V235L243 236H246V237H249V238H256V239H262V241H263V239H264V212H263ZM99 212H100V215H99ZM105 212V213H104ZM140 212H142V213H140ZM174 214H173V213ZM14 213V212H13ZM12 213V214H13ZM31 213H33V212H31ZM52 213V214H51ZM55 213H57V214H55ZM92 213V212H91ZM103 213V214H102ZM47 214V215H48ZM93 214L91 215V216H93ZM172 214V215H171ZM34 215H37V214H35L34 213ZM34 215H31L30 217H26V216H24V215H22V216H24V218H27V219H25V220H23V218H22V220H21V222L19 221V222H17V220L16 219H18V220H20L19 218H17V217H20L19 216V214H18V216H17V214H16V216H14V217H16V218H14L13 220H12V218L13 217H11V219H10V222L11 223H13V225H16L17 227H18V231H21L23 228L22 227H27V223H25V221L27 222V220L30 218V221L32 220V218H33V216ZM55 215V216H54ZM89 216V213H88V210H87V208L85 209V210H83L82 208H81V210H80V212H79V214L77 215V217H72V219H74V218H76L75 219V222L77 223L78 221H82V219L81 218H83V216ZM159 215V216H158ZM100 217V219H99V217ZM102 216V217H101ZM104 216V217H103ZM140 216V217H139ZM142 216V217H141ZM162 218H161V217ZM35 217V216H34ZM62 217V221L60 220L59 221V219ZM63 217H64V220H63ZM147 217V218H146ZM173 217V219H171ZM140 218V219H139ZM155 218V219H154ZM168 218H169V220H168ZM260 218V219H259ZM150 219V220H149ZM12 220V221H11ZM86 220V219H85ZM153 220V221H152ZM22 221H24V222H22ZM102 221V222H101ZM149 221V222H148ZM157 221V222H156ZM140 222V223H139ZM159 222H160V224H159ZM61 223H63V224H61ZM82 223H84L83 221H82ZM103 223V224H102ZM136 223V224H135ZM168 223H170V224H168ZM22 224H25V225H23L22 226ZM141 224V225H140ZM156 224V226H154ZM165 225V227H164V225ZM132 225V226H131ZM20 226H22L21 228H20ZM53 226H56V228L57 229H55ZM58 226V227H57ZM59 226H60V228H59ZM141 226V227H140ZM25 227V228H26ZM133 227V228H132ZM147 227V228H146ZM148 227H150V228H148ZM153 227V228H152ZM24 228V229H25ZM161 228V230H158V229H160ZM165 228V229H164ZM21 229V230H20ZM23 229V230H24ZM55 229V230H54ZM146 229V230H145ZM148 229V230H147ZM151 231H150V230ZM153 229V230H152ZM157 230V231H155V230ZM260 229V230H259ZM262 229V230H261ZM144 232H143V231ZM25 231V230H24ZM135 231H137V233H135ZM147 231V232H146ZM149 231V232H148ZM154 231V232H153ZM159 231V232H158ZM261 231H263V232H261ZM133 232V233H132ZM139 232H141V234H139ZM142 232H143V234H142ZM157 232H158V234H160L161 233V235H159V236H157L158 234H157ZM126 233H128V234H126ZM130 233H132V234H130ZM145 233H147V234H145ZM263 233V234H262ZM105 234H107V233H105ZM152 235L151 237L149 236V235ZM156 234V235H155ZM127 235V236H126ZM130 235V236H129ZM147 235V236H146ZM108 236V234L106 235V237ZM135 236V237H134ZM143 236H146L147 238L145 239V238H143ZM157 236V237H156ZM81 237V236H80ZM105 237V235H104V238H106ZM134 237V238H133ZM141 237V238H140ZM107 239V238H106ZM140 239H142V240H140ZM77 240V239H76ZM144 240H147L146 241V243H145V245H144V243H142V242H144ZM149 240V241H148ZM131 241V242H130ZM123 242V241H122ZM137 242V243H136ZM259 242V241H258ZM256 243V245H258L259 243L261 244V242H259V243ZM104 243H106V242H103V244ZM263 243V242H262ZM13 244H14V242H13ZM126 244V243H125ZM132 244V245H131ZM147 244V245H146ZM153 244V245H152ZM50 245V249L52 250L53 248L55 249V246H53V245H51V244H49ZM129 245H130V247L132 246V249L129 247ZM150 245V246H149ZM261 245H263L264 246V243L263 244H261ZM260 245V246H261ZM141 246H143V247H141ZM147 248H146V247ZM259 246V245H258ZM262 246V247H263ZM53 247V248H52ZM105 247H107V245L105 246H103V248L105 249ZM136 247V248H135ZM139 247V248H138ZM262 247H260L261 249H262ZM14 248V247H13ZM129 248V249H128ZM138 248V249H137ZM142 248H144V250L142 249ZM156 248V249H155ZM66 249V248H65ZM64 249V251L63 250H61V253H59V260L61 261V264L63 263V260L64 261H66V259L68 260L69 259V261H70V257H71V255H70V253H69V255L70 256H68V254L66 253V250ZM107 250H109L108 249V247L106 248ZM105 249V251L107 252V250ZM137 251H135V250ZM149 249V250H148ZM154 249H155V251H154ZM140 250H142V251H139ZM136 252V255L134 256V254H133V252ZM106 252H103V253H106ZM145 252V253H144ZM254 253V252H253ZM133 254V255H132ZM139 254V255H138ZM147 254V255H146ZM104 255V254H103ZM106 255V254H105ZM130 255V256H129ZM131 255H132V257H131ZM257 255H260V254H257ZM65 256H67L68 258H65ZM134 256V257H133ZM36 257V256H35ZM138 257V258H137ZM154 257H153V259H154ZM256 257V256H255ZM259 258H254L253 257V260H251V261H249L250 263H248V264H264V261L262 262V260H264V259H261V257L262 256H258ZM65 258V259H64ZM95 258L96 259H100L99 261H100V263H102V264H111L112 262H110L106 257H104V256H101V255H99V254H97L96 256H95ZM135 258H137L138 259V261L135 259ZM72 259V258H71ZM143 259V260H142ZM261 259V260H260ZM141 262H140V261ZM67 262V261H66ZM137 262V263H136ZM68 263V262H67ZM133 263H131V264H133ZM39 264V263H38Z\"/></svg>","mask_w":264,"mask_h":264}]
</instances>
